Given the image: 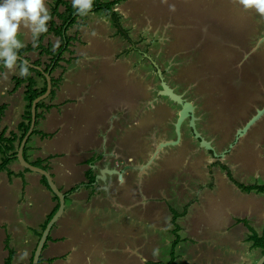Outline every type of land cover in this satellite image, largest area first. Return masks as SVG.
I'll return each mask as SVG.
<instances>
[{"label":"crops","instance_id":"1","mask_svg":"<svg viewBox=\"0 0 264 264\" xmlns=\"http://www.w3.org/2000/svg\"><path fill=\"white\" fill-rule=\"evenodd\" d=\"M192 1L179 0V19L184 20L182 14L189 13L198 21L197 10L191 9ZM45 2L50 10L54 0ZM203 2L206 7L201 4L199 9L208 8L211 18L214 10ZM147 3L123 0L113 9L125 26L134 28L132 24L140 21L144 29L147 25L144 16L155 18L154 13L159 10ZM102 13H88L68 29L71 43L59 66L49 74L52 80L62 72L61 82L53 96L43 99L49 109L37 111L42 114L39 132L51 133L52 137L34 134L30 137V141L34 137L33 142L27 144L28 160H47L56 186L65 194V200L69 196L70 201L67 210L65 202L61 216L49 232L50 240L41 251V264H165L170 260L176 236L194 244L190 243L185 250L176 244L171 264L231 260L226 256L225 246L232 248L242 235L247 238L250 228L259 233L264 227V193L242 190L229 179L222 165L239 183L251 185L264 179V128L248 134L264 114L235 139L237 130L264 106V88L250 100L256 102L251 108L253 113L237 120L234 131L232 124L226 127V117H213L210 122L204 118V123L201 113L196 114L195 128L210 142L211 154L199 146L187 119L180 125L179 142L155 152L160 142L176 138L175 122L170 119L169 106L154 96L153 84L148 81L153 68L144 71L141 64L145 61L132 67L128 60H137L141 53L149 61L152 58L145 52L132 57L129 41L121 39L111 18ZM18 39L24 45L33 41L31 32L23 28ZM259 40V52L254 57L264 55V40ZM43 42L56 46L59 40L50 34ZM123 53L125 57L121 58ZM22 57L31 64L37 59L42 63L47 59L37 51H29ZM20 70L14 63L0 73V105L6 104V111L14 108L17 99L21 102L19 109L25 110L24 87L12 91V78L20 76ZM5 71L13 72L8 76L11 82L8 86L1 81ZM35 80L40 88L44 79ZM193 106V114L198 113V106ZM4 124L2 118L1 129L7 128ZM198 124L206 126L209 134L199 129ZM49 148L54 151L48 152ZM8 167L15 175L1 171L0 188L5 187L8 193L20 184L21 198L11 205L21 206L24 217L16 219L11 209H7L8 201L0 202V264H5L8 255L4 244L7 237L10 245L14 241L10 247L14 253L11 264H30L39 239L36 232L53 212L56 201L41 183L39 173L24 171L18 161H12ZM89 171L95 176L93 182L87 179ZM4 173L6 179H2ZM209 179L212 187L205 186ZM173 211L179 214L175 222ZM154 229L159 233L156 234L159 246L167 249L166 257L157 248L154 256L148 245ZM210 232L219 240L201 250V243L212 241L208 239ZM181 233L186 237L181 238ZM164 234L170 235L166 236L165 244L159 239ZM218 245L223 248H217ZM244 260L253 264L249 255Z\"/></svg>","mask_w":264,"mask_h":264},{"label":"rangeland","instance_id":"2","mask_svg":"<svg viewBox=\"0 0 264 264\" xmlns=\"http://www.w3.org/2000/svg\"><path fill=\"white\" fill-rule=\"evenodd\" d=\"M102 1L108 2L110 0ZM145 1L148 2L147 5L154 6L161 11L158 10L157 13H154L155 18L144 16L143 20L147 23L144 29H142L143 24H141L140 21H135L134 24H132L133 27L136 28L134 29L130 28L129 25L125 26L119 20L121 39H127L129 41L130 52L132 53L131 56L134 57L141 52H145L152 58V60L149 61L144 53H141L137 60L133 58L128 59L131 62V66L134 67L135 64H140L142 61H145L141 64L142 70L146 71L147 69L153 68L151 72L152 77H150L148 81L153 84L154 96L158 97L159 101L165 102L166 105L169 106L171 121L176 122L180 105L173 102L168 97L156 93L161 90V79L158 75V70L161 71L163 80L175 93L182 95L185 100L198 106V113H194L195 117L196 114L200 115L201 113L204 123V118H207L206 121L209 120L210 122L213 117H226V127L232 124L231 127L234 131L236 129L237 120H241L243 115H248V112L250 115L253 113L254 109L251 108L256 105L254 104L256 102L250 103V100H253L258 94L260 95L262 85L260 83L261 72L253 71L250 76L242 77V71L247 62L251 60L249 59L247 61V58H251V56L254 57V55L259 52V48L257 49V41L264 36V17L258 15L255 11L245 12L241 6L233 3V0H197V3L191 0V9L193 10L195 7L197 10L198 16H196L194 12L193 13L198 21H195L194 16H192L193 14L189 13L182 14V16H185L184 20H182L179 19L181 13L177 10L179 0H167V2H164V0ZM189 1L190 0H186V2ZM203 1H206L207 6L214 10L211 18L208 8L205 11L199 9L201 4H203V7H206ZM195 5H198V7ZM171 6H174V10ZM138 10L139 7H137V11ZM136 13H132V15ZM203 15H206L207 18L202 19ZM1 50L2 49H0V51ZM123 57H125L124 53L123 55L121 54V58ZM258 68L259 67H257L256 70ZM4 74L5 77L2 78L1 81L4 85L8 86L9 83H11L8 80V76L13 75V72L5 71ZM230 89L235 94V98L233 99L234 102H229V97H226ZM246 102L252 105L244 109L243 105ZM20 103L19 99H17L14 108L4 111L2 118L5 121L4 125L7 126L5 135H8L9 132L14 131V129L16 130V127L13 128V126L19 122L23 111V109H19ZM40 119L37 120V125L35 126L38 131H42V125L39 124ZM260 120L261 121H258L251 127L248 132L249 135L256 134L264 128V118ZM231 121H233V123ZM186 122L187 121H185L184 124H187ZM198 128L203 129L207 135L209 134V129L206 126L198 124ZM232 129L229 131L231 132ZM50 134L51 133H49V136L52 137ZM170 136L173 135L170 134ZM33 138L30 142H33ZM44 141L45 140H43L42 143ZM49 151L54 150L49 148L48 152ZM207 151H209V153L213 152L212 150ZM29 161L31 160L29 159ZM16 164L18 165V163ZM31 174L36 176V173L32 172ZM2 179H6L5 173L2 175ZM263 182L264 179L262 181H257L255 184L258 183L261 185L264 184ZM203 185L204 184H202V187ZM14 186H18V188L15 189L12 187L8 193L5 187L2 186V188H0V202L4 200L8 201L10 207L7 206V209H11L10 213L14 215L16 219L22 220L24 211L21 210V206L17 208L11 205L12 202L18 200V197L21 198V196H18L20 194L18 190L20 184L18 183ZM205 186L212 187L210 179ZM65 202L67 210L68 207H70L69 196H66ZM22 226L25 227V221ZM28 230L26 233L31 234ZM155 231L156 229H154V236L152 240L148 242V245L152 249L154 256L156 255V251L154 250L157 248V250L163 252L162 257H166L168 254L165 253L167 249L159 246L160 242H158L157 237L159 233H155ZM260 233H264V227L263 229L261 228L258 234L261 235ZM166 236L170 237V235L166 234L159 237L163 244H165ZM180 237L183 238L186 236L181 233ZM245 238L246 235L240 236L237 242H235L237 246L234 245L232 248L225 246L226 256L231 260H227L224 263L218 261L213 264H246L244 259L247 258L248 255L252 259L251 261L253 264H255L261 257V252L259 249L253 250L250 247V243H248ZM208 239H212V241L201 243V250L212 247V242L215 241L216 243L219 240L212 232H210ZM9 241L10 240H8L7 243L5 240V246L7 244L9 247L13 246L14 241H12V245H10L11 242L9 243ZM178 243L181 245V250L188 248L190 243H192V245L194 244L191 240L186 239H180L177 244ZM225 244L226 243H224L223 246ZM223 246L218 245L217 248L222 249ZM241 256L243 259H238Z\"/></svg>","mask_w":264,"mask_h":264},{"label":"trees","instance_id":"3","mask_svg":"<svg viewBox=\"0 0 264 264\" xmlns=\"http://www.w3.org/2000/svg\"><path fill=\"white\" fill-rule=\"evenodd\" d=\"M123 0H110L108 2H103L102 0H93V3L91 5V8H84L81 5L73 6L72 1L69 0H54L53 4L51 5V8L49 10L52 19L47 22L48 31L46 33L41 34L35 39V42L32 41L31 43L25 45L22 49H17L15 47H12V53H15L18 56H24L29 51H37L39 56H46V60L42 63L40 59H37L32 64L34 66H38L41 69H36L35 67H31L24 63L21 60L16 59V62L18 66L21 68V65H27L29 75L27 76H14L12 78L13 82V88L12 91L18 89V87L23 86L24 87V98L27 101L25 110L23 111L21 115V120L16 125V131H10L8 135H5V128L0 129V172L6 171L9 176L15 175L13 171L9 169V164L12 161H17L16 153L18 150V147L20 145V142L24 135L26 134L30 121H31V103L34 98H36L38 95L42 94L46 90V79L43 75L44 72H48L50 75L51 73L59 66V62L62 60V54L67 51L72 38L67 35L68 29L74 25L77 22L78 18H84L86 14L93 13V12H103L106 15H108L111 20L113 21L114 26L117 29V32L121 34L120 32V25H119V16L117 12L113 9L115 5L119 4ZM60 8V10H59ZM121 28V27H120ZM54 35L58 37L59 43L54 46L51 43H44V39L47 35ZM35 43V44H34ZM10 47V46H9ZM26 59V57H25ZM4 60L0 59V73L2 72L4 68ZM64 69V68H63ZM61 75L54 78L52 77V90L49 96H52L55 93V89L59 86L61 82ZM40 77L44 79L43 85L38 88L35 78ZM49 105L46 104L44 100L40 101L36 105V122L35 126L37 125V120L42 117L41 113H38V109L44 108V110L49 109ZM6 109V104L0 105V122L3 117L4 111ZM34 134H40L41 136L47 137L49 134H45L42 132H39L35 127L28 137L24 150L23 155L27 161V150H28V142L30 141V137ZM47 160H41L37 159L36 161H29L32 165L41 167L45 170L48 169V165L46 163ZM222 168L226 171L229 179L235 183L239 188H241L244 191H257V192H264V184H251V185H245L242 183L237 182L231 175L230 170L222 165ZM24 171H30L27 168H23ZM91 171L87 172V179L89 182H93L95 176L92 174ZM41 183L51 192L47 180L44 176H41L40 178ZM25 184V182H23ZM53 195V199L56 201V206L53 210V212L47 216L45 222L40 226V231L36 232L38 237L41 236L42 231L44 230L46 224L50 220V218L53 216V214L58 209L59 203L57 196L51 192ZM179 214L175 211H173V222H175L176 217ZM174 234L176 235V231H174ZM176 239L172 242L171 251H170V260L165 264H171L175 258L174 255V247L179 241V237L176 236ZM9 237H7L6 241L8 243ZM50 240V236L48 235L47 240L44 244V247L47 243V241ZM246 241L250 243V247L252 249H259L261 252V256L264 254V233L259 235L255 230L250 228V234L247 236ZM43 247V248H44ZM6 249L8 251V255L5 259V264H11L12 258H13V250L9 247V245H6ZM33 257V256H32ZM32 257L30 260V264L32 261ZM38 264H41V259L39 258ZM161 264V263H159ZM264 264V263H263Z\"/></svg>","mask_w":264,"mask_h":264},{"label":"water","instance_id":"4","mask_svg":"<svg viewBox=\"0 0 264 264\" xmlns=\"http://www.w3.org/2000/svg\"><path fill=\"white\" fill-rule=\"evenodd\" d=\"M263 40H264V36H262L259 41H263ZM16 59L23 61L24 63H26L27 65H29L31 67H35L36 69H41L40 67L34 66L31 63H29L24 57L16 55ZM43 75L46 78V83H47L46 90L44 93H42V94L38 95L36 98H34L32 103H31L30 125H29V128H28L26 134L24 135V137L22 138V140L20 142V145H19L17 153H16V158H17V161L20 163V165L23 168H27L30 171L39 173L41 176H44L46 178L47 184H48L51 192H53L58 198L59 206H58V209L56 210V212L53 214V216L50 218V220L46 224L44 230L41 233V236L38 239L37 245H36L34 253H33L31 264H38L39 258L41 255V251L43 250V247H44V244L47 240L49 232H50L51 228L53 227V225L58 220V218L61 216L63 209H64V205H65V194L56 186L50 172L41 168V167L32 165L29 161H27L25 159V157L23 155L25 143H26L28 137L30 136V134L32 133V131L35 127L36 105L38 102L42 101L47 96H49L51 89H52L51 76L49 75L48 72H43ZM158 75L161 79V90L159 91V94L168 97L173 102L179 104L181 108L178 111V117L176 119V122L174 123L176 138L174 140H166V141L160 142L158 144V146L156 147L155 152L158 151V149H160L162 147L175 145L179 142L180 125L185 119H189V127L191 128L194 137L199 141L200 146L202 148H204L205 150H213V148L210 145V142L208 140H206L195 128V116L193 114V109H194L193 104L191 102L185 100L180 94L175 93L174 90L163 80L161 71H159V70H158ZM263 114H264V106H262L260 109H257L255 114H253L248 119V121L244 124V126L237 130L236 135H235V139H238L239 137L243 136V134H245L247 132V130ZM231 146H232V144H231ZM263 263H264V254L257 260V262L255 264H263Z\"/></svg>","mask_w":264,"mask_h":264},{"label":"clouds","instance_id":"5","mask_svg":"<svg viewBox=\"0 0 264 264\" xmlns=\"http://www.w3.org/2000/svg\"><path fill=\"white\" fill-rule=\"evenodd\" d=\"M72 3L74 7L81 5L90 9L93 0H72ZM233 3L241 6L245 12L255 11L264 17V0H233ZM171 7L174 10V6ZM51 19L45 0H2L0 2V49H3L0 51V59L4 60L5 68H11L16 62V54L12 53V47L17 49L25 47L18 39L21 29H28L35 42L38 36L48 31L47 22ZM19 75L22 77L29 75L27 65H21Z\"/></svg>","mask_w":264,"mask_h":264},{"label":"flooded vegetation","instance_id":"6","mask_svg":"<svg viewBox=\"0 0 264 264\" xmlns=\"http://www.w3.org/2000/svg\"><path fill=\"white\" fill-rule=\"evenodd\" d=\"M257 67H259V68L256 70ZM253 71H260L261 72L260 73L261 74L260 75V83L262 84L261 85V89L264 88V75H263L264 74V55L263 54L262 55H257L255 58H253V59H251V60H249L247 62V64L244 66V69L242 71V77H248V76H250V74L253 73ZM229 91L230 92H229L228 95H226V97L227 98L229 97V99H230L229 102H234L233 99L235 98V96H234L235 94H234V92L231 89ZM247 105H248L247 102L243 105L244 106V109L247 107ZM187 121L189 123V119H187Z\"/></svg>","mask_w":264,"mask_h":264}]
</instances>
